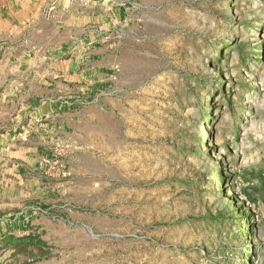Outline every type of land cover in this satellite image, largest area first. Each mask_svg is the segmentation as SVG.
<instances>
[{"label": "rangeland", "instance_id": "obj_1", "mask_svg": "<svg viewBox=\"0 0 264 264\" xmlns=\"http://www.w3.org/2000/svg\"><path fill=\"white\" fill-rule=\"evenodd\" d=\"M121 2L110 86L0 142L1 264H264V0Z\"/></svg>", "mask_w": 264, "mask_h": 264}, {"label": "crops", "instance_id": "obj_2", "mask_svg": "<svg viewBox=\"0 0 264 264\" xmlns=\"http://www.w3.org/2000/svg\"><path fill=\"white\" fill-rule=\"evenodd\" d=\"M126 22L121 0H0L3 151L16 132L26 142L42 138L74 104L95 102L96 87H109L113 65H121L114 43Z\"/></svg>", "mask_w": 264, "mask_h": 264}, {"label": "trees", "instance_id": "obj_3", "mask_svg": "<svg viewBox=\"0 0 264 264\" xmlns=\"http://www.w3.org/2000/svg\"><path fill=\"white\" fill-rule=\"evenodd\" d=\"M219 60H220V56L215 59L214 63H218ZM222 92H223V84H218V88L214 90V94L217 93L222 94Z\"/></svg>", "mask_w": 264, "mask_h": 264}, {"label": "bare ground", "instance_id": "obj_4", "mask_svg": "<svg viewBox=\"0 0 264 264\" xmlns=\"http://www.w3.org/2000/svg\"><path fill=\"white\" fill-rule=\"evenodd\" d=\"M205 133V132H204ZM200 135H201V133H200Z\"/></svg>", "mask_w": 264, "mask_h": 264}]
</instances>
